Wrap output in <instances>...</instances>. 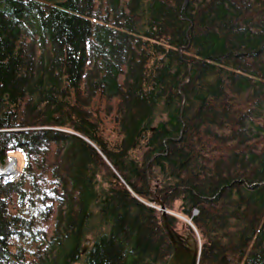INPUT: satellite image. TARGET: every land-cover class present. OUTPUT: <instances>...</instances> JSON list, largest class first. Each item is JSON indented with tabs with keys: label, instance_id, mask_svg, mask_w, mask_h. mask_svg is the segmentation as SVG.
Wrapping results in <instances>:
<instances>
[{
	"label": "trees",
	"instance_id": "trees-1",
	"mask_svg": "<svg viewBox=\"0 0 264 264\" xmlns=\"http://www.w3.org/2000/svg\"><path fill=\"white\" fill-rule=\"evenodd\" d=\"M12 157L0 264H264V0H0Z\"/></svg>",
	"mask_w": 264,
	"mask_h": 264
},
{
	"label": "water",
	"instance_id": "water-1",
	"mask_svg": "<svg viewBox=\"0 0 264 264\" xmlns=\"http://www.w3.org/2000/svg\"><path fill=\"white\" fill-rule=\"evenodd\" d=\"M11 161L14 162L15 173L19 174V172L17 171L16 158L14 157L10 158L8 165L10 164ZM0 177H2L4 179V182L6 183L14 180V178L11 179L2 176L1 169H0ZM156 202L159 204V210L161 212L160 219H161L162 227L173 246V253L170 256L167 264H199L201 242L198 235L194 234L190 230H187L186 234H182L178 232L172 226V224L168 219V210L165 204L160 199H156ZM188 222L193 227L192 223L190 221ZM89 244L90 241H86V243L84 244L83 251L87 250Z\"/></svg>",
	"mask_w": 264,
	"mask_h": 264
},
{
	"label": "bare ground",
	"instance_id": "bare-ground-1",
	"mask_svg": "<svg viewBox=\"0 0 264 264\" xmlns=\"http://www.w3.org/2000/svg\"><path fill=\"white\" fill-rule=\"evenodd\" d=\"M1 174L4 177L7 176L6 178L13 179L15 177V175H16L15 169H14V162L11 161L9 166L7 167V169H2L1 170Z\"/></svg>",
	"mask_w": 264,
	"mask_h": 264
},
{
	"label": "rangeland",
	"instance_id": "rangeland-1",
	"mask_svg": "<svg viewBox=\"0 0 264 264\" xmlns=\"http://www.w3.org/2000/svg\"><path fill=\"white\" fill-rule=\"evenodd\" d=\"M8 166H9V165H7L5 168H0V169H1V170H2V169H7ZM17 167H18V163H17ZM17 171H18V170H17ZM5 177H7V176H5ZM17 177H18V174L15 175L14 180H15ZM179 229H180V231H181L182 234H186V233H187L186 231L188 230V229H186L184 226H180ZM89 245H90V244H89ZM88 247H89V246H88Z\"/></svg>",
	"mask_w": 264,
	"mask_h": 264
}]
</instances>
